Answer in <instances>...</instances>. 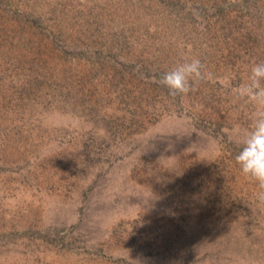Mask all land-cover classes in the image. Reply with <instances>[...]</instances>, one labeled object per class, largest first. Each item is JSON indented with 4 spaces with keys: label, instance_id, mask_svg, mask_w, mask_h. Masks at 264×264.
<instances>
[{
    "label": "rangeland",
    "instance_id": "1",
    "mask_svg": "<svg viewBox=\"0 0 264 264\" xmlns=\"http://www.w3.org/2000/svg\"><path fill=\"white\" fill-rule=\"evenodd\" d=\"M262 61L264 0H0V264H264Z\"/></svg>",
    "mask_w": 264,
    "mask_h": 264
},
{
    "label": "clouds",
    "instance_id": "2",
    "mask_svg": "<svg viewBox=\"0 0 264 264\" xmlns=\"http://www.w3.org/2000/svg\"><path fill=\"white\" fill-rule=\"evenodd\" d=\"M199 58L178 63L164 73L159 84L168 89L172 97L186 95L195 90V85L209 77ZM241 94L253 105L251 126L244 135L241 148L235 156L241 173L258 185L256 200L264 205V61L255 63Z\"/></svg>",
    "mask_w": 264,
    "mask_h": 264
}]
</instances>
